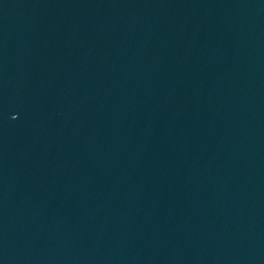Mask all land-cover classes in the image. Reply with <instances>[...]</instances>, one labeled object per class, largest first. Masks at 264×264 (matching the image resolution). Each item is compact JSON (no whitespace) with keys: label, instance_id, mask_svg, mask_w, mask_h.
<instances>
[{"label":"water","instance_id":"water-1","mask_svg":"<svg viewBox=\"0 0 264 264\" xmlns=\"http://www.w3.org/2000/svg\"><path fill=\"white\" fill-rule=\"evenodd\" d=\"M0 264H264V0H0Z\"/></svg>","mask_w":264,"mask_h":264}]
</instances>
